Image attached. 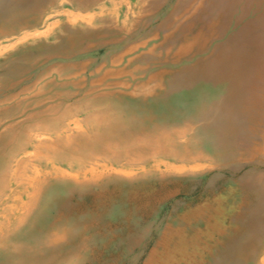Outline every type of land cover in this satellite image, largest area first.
Instances as JSON below:
<instances>
[{"label":"rangeland","instance_id":"1","mask_svg":"<svg viewBox=\"0 0 264 264\" xmlns=\"http://www.w3.org/2000/svg\"><path fill=\"white\" fill-rule=\"evenodd\" d=\"M0 145V264H264V0H0Z\"/></svg>","mask_w":264,"mask_h":264},{"label":"bare ground","instance_id":"2","mask_svg":"<svg viewBox=\"0 0 264 264\" xmlns=\"http://www.w3.org/2000/svg\"><path fill=\"white\" fill-rule=\"evenodd\" d=\"M114 1V0H113ZM105 2V1H104ZM108 2V1H107ZM111 2V1H110ZM110 2H108V3H110ZM119 2V1H118ZM115 3V2H114ZM188 4V3H187ZM74 5V4H73ZM204 5V4H203ZM78 6V5H77ZM80 7V6H79ZM105 7V6H104ZM43 8H45V6L43 7ZM103 8V7H102ZM68 10V9H67ZM178 10V9H177ZM180 10V9H179ZM175 11V10H174ZM102 13V12H101ZM111 13V12H110ZM39 14H40V12H39ZM106 15V14H105ZM34 16V15H33ZM37 16V15H36ZM41 17V16H40ZM39 17V18H40ZM37 18V17H36ZM213 18V17H212ZM215 18H216V16H215ZM90 19V18H89ZM214 19V18H213ZM35 20V19H34ZM30 21V20H29ZM168 21V20H167ZM36 22V21H35ZM29 24H31V23H29ZM35 24V23H34ZM168 24V23H167ZM7 25V24H6ZM9 25V24H8ZM32 25V24H31ZM5 26V25H4ZM8 29V28H7ZM15 29V28H14ZM9 30V29H8ZM15 31V30H14ZM3 34V33H2ZM6 34V33H5ZM211 64H212V62H211ZM135 66V65H134ZM145 66V65H144ZM61 67V66H60ZM209 67H212V65L211 66H209ZM10 68H11V66H10ZM9 68V69H10ZM13 68V67H12ZM59 68V67H58ZM79 68V67H78ZM198 68V67H197ZM60 69V68H59ZM195 69V68H194ZM17 70V69H16ZM15 70V71H16ZM61 70V69H60ZM69 70H70V68H69ZM76 70V69H75ZM200 70V69H199ZM205 71V70H204ZM61 72H62V70H61ZM132 72V71H131ZM134 72V71H133ZM188 72V71H187ZM221 72V71H220ZM223 72V71H222ZM69 73V72H68ZM225 73V72H224ZM131 74V73H130ZM210 74V73H209ZM222 74V73H221ZM208 75V74H207ZM211 75V74H210ZM209 75V76H210ZM187 77V76H186ZM166 80V79H165ZM202 80V79H201ZM72 81V80H71ZM74 81V80H73ZM139 81H141L140 79H139ZM63 82V81H62ZM243 82V81H242ZM61 83V82H60ZM67 83H68V81H67ZM187 83H190V81H188ZM193 83V82H192ZM201 83V82H200ZM212 84V83H211ZM61 85V84H60ZM68 85V84H67ZM154 85H156V83L154 84ZM182 85V84H181ZM139 86V85H138ZM199 86H200V84H199ZM216 86V85H215ZM221 86V85H220ZM73 87V86H72ZM192 87V86H191ZM190 87V88H191ZM135 88H136V85H135ZM151 88V87H150ZM183 88V87H182ZM200 88V87H199ZM60 89V88H59ZM155 89V88H154ZM217 89H218V87H217ZM220 90V89H219ZM68 91V90H67ZM138 91V90H137ZM153 91V90H152ZM216 92H218V91H216ZM220 92V91H219ZM238 92H240V91H238ZM43 93V92H42ZM72 93V92H71ZM259 93V92H258ZM64 94H66V93H64ZM69 94V93H68ZM114 94V93H113ZM147 94H149V93H147ZM170 94V93H169ZM206 95V94H205ZM214 95V94H213ZM216 95V94H215ZM60 96V95H59ZM100 96H102V95H100ZM110 97V96H109ZM206 97V96H205ZM215 97V96H214ZM44 98V97H43ZM95 98V97H94ZM97 98V97H96ZM111 98H113V96L111 97ZM136 98V97H135ZM198 98H200V97H198ZM157 99V98H156ZM168 99V98H167ZM202 99H203V96H202ZM212 99H213V97H212ZM239 99H240V97H239ZM64 100V99H63ZM130 100V99H129ZM168 100H170V99H168ZM167 100V101H168ZM188 100V99H187ZM190 100V99H189ZM198 100V99H197ZM205 100V99H204ZM138 101V100H137ZM206 101V100H205ZM20 102V101H19ZM119 102V101H118ZM182 102V101H181ZM181 102H179V103H181ZM196 102H199V101H196ZM57 102H55L54 103V105L56 104ZM61 103V102H60ZM64 103V102H63ZM120 103V102H119ZM122 103V102H121ZM126 103V102H125ZM134 103V102H133ZM138 103V102H137ZM155 103V102H154ZM157 103V102H156ZM240 103V102H239ZM16 104V103H15ZM67 104V103H66ZM181 104H183V102L181 103ZM185 104V103H184ZM191 104V103H190ZM197 104V103H196ZM33 105V104H32ZM37 105V104H36ZM65 105V104H64ZM135 105V104H134ZM150 105H152V104H150ZM170 105V104H169ZM218 105V104H217ZM18 106V105H17ZM29 107V106H28ZM45 107V106H44ZM47 107V106H46ZM49 107V106H48ZM51 107V106H50ZM190 107V106H189ZM58 108V107H57ZM155 108H157V107H155ZM160 108V107H159ZM241 108V107H240ZM23 109V108H22ZM51 109V108H50ZM63 109V108H62ZM61 109V110H62ZM180 109V108H179ZM24 110H25V108H24ZM44 110V109H43ZM45 110H46V108H45ZM53 110V109H52ZM57 111V110H56ZM123 111H126V110H123ZM154 111V110H153ZM187 111V110H186ZM89 112V111H88ZM183 112V111H182ZM248 112V111H247ZM28 113H30V112H28ZM34 113H36V112H34ZM39 113V112H38ZM71 113V112H70ZM73 113H74V111H73ZM83 113V112H82ZM49 114V113H48ZM185 115H186V113H184ZM56 115V114H55ZM78 115V114H77ZM95 115V114H94ZM37 116V115H36ZM90 116H92V114H90ZM255 116V115H254ZM14 117V116H13ZM35 117V116H34ZM100 116H98V118H99ZM125 117H126V115H125ZM256 117H258V116H256ZM93 118V117H92ZM101 118V117H100ZM107 118V117H106ZM110 118V117H109ZM131 118H132V116H131ZM87 119H89L88 117H87ZM94 119V118H93ZM113 119V118H112ZM57 120V119H56ZM56 120H53L52 121V124H53V122H55ZM91 120V119H90ZM125 120V119H124ZM123 120V121H124ZM37 121V120H36ZM88 121V120H87ZM105 121V120H104ZM111 121V120H110ZM115 121V120H114ZM114 121H113V123H114ZM35 122V121H34ZM84 122H86V121H84ZM90 122V121H89ZM125 122V121H124ZM148 122V121H147ZM27 123V122H26ZM30 123H31V121H30ZM50 123V122H49ZM56 123V122H55ZM54 123V124H55ZM68 123V122H67ZM116 123V122H115ZM51 124V125H52ZM59 124V123H58ZM64 124V123H63ZM122 124V123H121ZM145 124H146V122H145ZM239 124V123H238ZM35 125V124H34ZM62 125V124H61ZM110 124H108V126H109ZM112 125V124H111ZM150 125V124H149ZM152 125V124H151ZM37 126V125H36ZM85 126V125H84ZM92 126V125H91ZM103 126V125H102ZM114 126H116V125H114ZM251 126V125H250ZM22 127V126H21ZM20 127V128H21ZM38 127V126H37ZM58 127V126H57ZM65 127V126H64ZM116 127H118V125L116 126ZM116 127H115V129H116ZM123 127V126H122ZM235 127V126H234ZM240 127V126H239ZM238 127V128H239ZM32 128V127H31ZM61 128V127H60ZM71 128V127H70ZM96 128V127H95ZM104 128L105 127H103V129L102 130H104ZM106 128H109V127H106ZM105 128V129H106ZM111 128V127H110ZM180 128H182V127H180ZM206 128V127H205ZM207 128H209V127H207ZM206 128V129H207ZM242 128V127H241ZM9 129V128H8ZM14 129V128H13ZM72 129H73V127H72ZM7 130V129H6ZM53 130V129H52ZM61 130H63V129H61ZM74 130V129H73ZM87 130V129H86ZM92 130H94V129H92ZM97 130V129H96ZM95 130V132H97ZM99 130V129H98ZM101 130V131H102ZM138 130V129H137ZM170 130V129H169ZM176 130V129H175ZM180 130H182V129H180ZM209 130H211V128L209 129ZM208 130V131H209ZM241 129H239V131H240ZM248 130H249V128H248ZM40 131V130H39ZM46 131V130H45ZM111 131V130H110ZM109 131V132H110ZM129 131V130H128ZM252 131V130H251ZM133 132V131H132ZM183 132V131H182ZM205 132H206V130H205ZM5 133V132H4ZM6 133H7V131H6ZM37 133H39V132H37ZM43 133V132H42ZM69 133V132H68ZM67 133V134H68ZM134 133V132H133ZM137 133V132H136ZM159 133V132H158ZM211 132H209V134H210ZM219 133V132H218ZM240 133V132H239ZM238 133V134H239ZM16 134V133H15ZM89 134H90V132H89ZM107 134V133H106ZM132 134V133H131ZM154 134H156V133H154ZM161 134V133H160ZM169 134V133H168ZM182 134V133H181ZM184 134H185V132H184ZM221 134V133H220ZM6 135V134H5ZM14 135V134H13ZM20 135V134H19ZM35 135V134H34ZM71 135V134H70ZM79 135H80V133H79ZM163 135V134H162ZM175 135V134H174ZM177 135V134H176ZM195 135V134H194ZM26 135H24L23 137H25ZM53 136V135H52ZM60 136V135H59ZM69 136V135H68ZM74 137H75V135H73ZM86 136V135H85ZM91 136H92V133H91ZM140 136V135H139ZM164 136V135H163ZM178 136V135H177ZM186 136V135H185ZM234 137H236L235 135H233ZM248 136V135H247ZM19 137V136H18ZM22 137V138H23ZM43 137V136H42ZM53 137H56V136H53ZM79 137V136H78ZM80 137H81V135H80ZM102 137V136H101ZM101 137H99V138H101ZM118 137H119V135H118ZM220 137V136H219ZM20 138V137H19ZM28 138H29V136H28ZM28 138H26V139H28ZM44 138V137H43ZM57 138V137H56ZM84 138V137H83ZM181 138H182V135H181ZM48 139V138H47ZM76 139V138H75ZM74 139V140H75ZM236 139V138H235ZM174 140H176V139H174ZM181 140V139H180ZM23 142H24V140H22ZM37 141V140H36ZM39 141V143L37 144V145H35L37 148H39V147H41V146H46V145H44V144H46L45 142H42L41 143V141L42 140H38ZM52 141V140H51ZM57 141V140H56ZM67 141V140H66ZM92 141H93V139H92ZM232 141H233V138H232ZM22 142V143H23ZM31 142V141H30ZM53 142V141H52ZM68 143H69V140L67 141ZM83 142H84V140H83ZM95 142V141H94ZM194 142V141H193ZM205 142V141H204ZM78 143H79V141H78ZM181 143H183V142H181ZM221 143V142H220ZM5 145L7 144V142L6 143H4ZM42 144V145H41ZM56 144V143H55ZM70 144H72L73 145V143H70ZM92 144H93V142H92ZM184 144H185V142H184ZM213 145H214V143H212ZM12 145V144H11ZM212 145V146H213ZM1 146V145H0ZM3 146V145H2ZM24 146V145H23ZM56 146V145H55ZM75 146V145H74ZM84 146V145H83ZM91 146H93V145H91ZM108 146V145H107ZM128 146V145H127ZM187 146V145H186ZM235 146V145H234ZM244 146V145H243ZM5 147V146H4ZM29 147V146H28ZM27 147V148H28ZM94 147V146H93ZM114 147V146H113ZM129 147V146H128ZM188 147V146H187ZM15 148V147H14ZM26 148V149H27ZM92 148V147H91ZM191 148V147H190ZM30 150H31V148H29ZM44 149H45V147H44ZM50 149V148H49ZM89 149H90V147H89ZM93 149V148H92ZM195 149V148H194ZM198 149V148H197ZM35 150V149H34ZM39 150V149H38ZM41 150H43V149H41ZM40 150V151H41ZM52 150V149H51ZM248 150V149H247ZM4 151V150H3ZM44 151V150H43ZM90 151V150H89ZM94 151V150H93ZM122 151V150H121ZM127 151V150H126ZM132 151V150H131ZM135 151V150H134ZM140 151V150H139ZM190 151V150H189ZM29 152H31V151H29ZM45 152V151H44ZM70 152V151H69ZM128 152V151H127ZM34 153V152H33ZM41 153V152H40ZM40 153L37 151L36 153H35V158H38V156L40 157ZM46 153V152H45ZM68 153V152H67ZM146 153V152H145ZM231 153H232V151H231ZM22 154V153H21ZM81 154V153H80ZM83 154V153H82ZM157 154V153H156ZM163 154V153H162ZM170 154V153H169ZM200 154V153H199ZM31 155V154H30ZM44 155V154H43ZM62 155V154H61ZM60 155V156H61ZM74 155V154H73ZM91 155V154H90ZM116 155H120V154H116ZM122 155V154H121ZM153 155V154H152ZM59 156V155H58ZM198 156V155H197ZM242 156V155H241ZM93 157V156H92ZM195 157V159H196V156H194ZM34 158V157H33ZM68 158V157H67ZM87 158V157H86ZM95 158V157H94ZM112 158H115V157H112ZM146 158V157H145ZM193 158V157H192ZM19 159V158H18ZM38 159H40V158H38ZM89 159V158H88ZM100 159V158H99ZM122 159V158H121ZM241 159V158H240ZM16 160V159H15ZM94 160V159H93ZM144 160V159H143ZM202 160V159H201ZM206 160V159H205ZM13 161V160H12ZM31 161V160H30ZM145 161V160H144ZM15 162V161H14ZM50 162V161H49ZM90 162V161H89ZM92 162V161H91ZM23 163V162H22ZM21 163V164H22ZM95 163V162H94ZM133 163V162H132ZM143 163V162H142ZM167 163V162H166ZM165 163V164H166ZM170 163H173V162H170ZM193 163H195V162H193ZM209 163H211V162H209ZM26 164V163H25ZM30 164V163H29ZM92 164V163H91ZM96 164H98V163H96ZM196 165H197V163H195ZM56 165V164H55ZM83 165H85V164H83ZM145 165V164H144ZM195 165V166H196ZM10 166V165H9ZM80 166V165H79ZM86 166V165H85ZM89 166V165H88ZM97 166V165H96ZM123 166V165H122ZM127 166V165H126ZM132 166V165H131ZM139 166V165H138ZM181 166V165H180ZM20 167V166H19ZM22 167V166H21ZM24 167H26V166H24ZM130 167V166H129ZM160 167V166H159ZM193 167V166H192ZM203 167V166H202ZM42 168V167H41ZM48 168V167H47ZM46 168V169H47ZM69 168V167H68ZM170 168H172V167H170ZM20 169V168H19ZM31 169V168H30ZM116 169V168H115ZM193 169H195V168H193ZM11 170V169H10ZM71 170V169H70ZM131 170V169H130ZM137 170V169H136ZM164 170H166V169H164ZM183 170V169H182ZM190 170V169H189ZM17 171V170H16ZM15 171V172H16ZM43 171H44V169H43ZM56 171V170H55ZM84 171V170H83ZM92 171V170H91ZM147 171H149V170H147ZM4 172V171H3ZM3 172H1L2 174H3ZM8 172V171H7ZM11 172V171H10ZM21 172V171H20ZM35 172V171H34ZM38 173V172H37ZM56 173H57V171H56ZM75 173V172H74ZM73 173V174H74ZM90 173V172H89ZM100 173V172H99ZM131 173V172H130ZM147 173V172H146ZM149 173V172H148ZM36 174V173H35ZM40 173H38V175L36 174V176H34L33 178H32V180H40V175H39ZM141 174V173H140ZM156 174V173H155ZM20 175V174H19ZM72 175V174H71ZM76 175H78V174H76ZM82 175V174H81ZM90 175V174H89ZM100 175V174H99ZM139 175V174H138ZM3 176H4V174H3ZM91 176V175H90ZM5 177H6V174H5ZM44 177V176H43ZM47 177V176H46ZM91 177H93V176H91ZM28 178V177H27ZM94 178V177H93ZM117 178V177H116ZM149 178V177H148ZM18 179V178H17ZM26 179V178H25ZM99 179V178H98ZM1 180V179H0ZM80 180H82V179H80ZM5 181V180H4ZM7 181H8V179H7ZM14 182V181H13ZM16 182V181H15ZM19 182V181H18ZM28 182V181H27ZM9 183V182H8ZM12 183V182H11ZM96 183V182H95ZM26 184V183H25ZM32 184V183H31ZM36 184V183H35ZM89 184V183H88ZM87 184V185H88ZM91 184V183H90ZM2 185V184H1ZM86 185V184H85ZM166 186V185H165ZM11 187V186H10ZM35 187V186H34ZM169 187V186H168ZM18 188V187H17ZM26 189V188H25ZM49 189V188H48ZM45 190V189H44ZM165 190V189H164ZM19 191V190H18ZM26 191V190H25ZM43 191V190H42ZM22 192V191H21ZM27 192V191H26ZM45 192V191H44ZM2 193V192H1ZM42 193V192H41ZM28 194V193H27ZM159 194V193H158ZM19 195V194H18ZM44 195H45V193H44ZM2 196V195H1ZM41 197V196H40ZM9 204H11V203H9ZM25 204V203H24ZM29 205H30V203H29ZM26 206V205H25ZM13 207V206H12ZM29 207V206H28ZM10 208V207H9ZM18 208V207H17ZM76 209V208H75ZM137 209V208H136ZM20 210H22V209H20ZM136 211V210H135ZM11 212V211H10ZM61 212V211H60ZM13 213V212H12ZM59 214V213H58ZM14 215V214H13ZM16 216V215H15ZM26 216V215H25ZM18 217V216H17ZM64 217V216H63ZM66 217V216H65ZM11 219V218H10ZM16 219H18V218H16ZM57 220L59 219L58 217L56 218ZM6 221V220H5ZM18 222V221H17ZM1 224V223H0ZM32 224V223H31ZM7 228V227H6ZM11 230H12V228H11ZM64 230H65V228H64ZM56 231V230H55ZM55 233V232H54ZM61 233V232H60ZM67 233V232H66ZM2 234V233H1ZM53 234V233H52ZM59 235V234H58ZM62 235V234H61ZM2 239V238H1ZM58 240V239H57ZM51 241H53V240H51ZM157 248L155 247L154 248V250L152 251V252H154L155 250H156ZM80 257V256H79ZM148 259L150 260V256L148 257ZM149 260H146L145 262H144V264H148V261ZM155 260V259H154ZM75 264V263H74ZM153 264V263H152Z\"/></svg>","mask_w":264,"mask_h":264},{"label":"crops","instance_id":"3","mask_svg":"<svg viewBox=\"0 0 264 264\" xmlns=\"http://www.w3.org/2000/svg\"><path fill=\"white\" fill-rule=\"evenodd\" d=\"M54 26V25H53ZM51 26L48 25L47 27L43 28L42 30L41 29H37L35 32V34H37L36 36H45L46 34L50 33V29ZM47 32V33H46ZM32 33V32H31ZM25 37V36H24Z\"/></svg>","mask_w":264,"mask_h":264}]
</instances>
